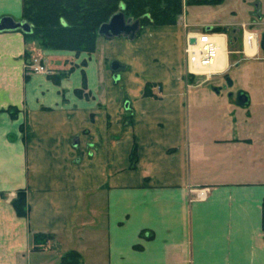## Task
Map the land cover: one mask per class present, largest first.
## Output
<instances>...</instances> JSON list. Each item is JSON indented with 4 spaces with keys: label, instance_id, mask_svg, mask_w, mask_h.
Listing matches in <instances>:
<instances>
[{
    "label": "crops",
    "instance_id": "crops-1",
    "mask_svg": "<svg viewBox=\"0 0 264 264\" xmlns=\"http://www.w3.org/2000/svg\"><path fill=\"white\" fill-rule=\"evenodd\" d=\"M23 1L0 0V20L24 21ZM188 8L185 37L150 26L136 41L100 38L101 55L85 68L91 101L73 94L82 73L78 59L69 66L72 54L48 57L23 32H0V264H63L71 252L80 264H264V67L246 73L250 94L239 92L249 97L246 118L233 108L244 107L239 93L216 92L221 80L203 84L228 108L215 115L217 127L187 105V89L199 87L138 75L159 50L182 51L187 34L252 24L260 37L264 19L224 21ZM133 49L130 58L117 54ZM38 55L50 61L44 72H33ZM248 59L264 63L260 47ZM102 60L130 76L101 80ZM70 68L59 84L49 79ZM148 83L153 96L144 95ZM20 191L25 217L12 205ZM35 235L51 238L35 244Z\"/></svg>",
    "mask_w": 264,
    "mask_h": 264
},
{
    "label": "rangeland",
    "instance_id": "rangeland-1",
    "mask_svg": "<svg viewBox=\"0 0 264 264\" xmlns=\"http://www.w3.org/2000/svg\"><path fill=\"white\" fill-rule=\"evenodd\" d=\"M191 0H182L183 2V12L181 15H179L176 19V23L174 25H167V26H157V27H167L170 28L173 32L184 33L187 29V21H186V14H185V6L189 5L188 11L189 13L193 14H205L206 16H215L221 20H227V21H253L254 19H258V16L264 19V0H224L222 5L226 3L219 11L216 12V10L212 9H206L203 10L201 5H195L191 6L189 4ZM226 1V2H225ZM220 5V4H219ZM191 6V7H190ZM212 6V5H211ZM199 17V16H198ZM202 19L201 17H199ZM260 18V19H261ZM150 27V26H147ZM145 27V28H147ZM145 28L143 30H145ZM226 36L228 38V62L230 64L229 69L224 74L215 75L212 77V80L206 81L204 76H194V75H188L186 71L185 66V57L183 54V50H159V52L156 55H153V57H156V62L152 63L145 71L144 73H139V77L144 78H153L154 75H158L159 78L166 77L167 75H170L168 78L172 79H183L189 81V85L192 87H199L197 89H187V105L190 108L191 112L193 113V116L197 118H201V123L204 126L207 127H217L216 126V114H221L222 112H227V107L225 106V101H223V97H217L212 92H208V95H206L205 92L206 86H203V84H209L213 82H220V80L223 81V78L227 75L230 77V79L233 82V85L231 87L226 88L228 91L231 92L233 95H237L240 91H246L250 94V88H248V77L246 73L248 74L253 68H260L264 67L263 62H251V64L247 63L249 59L245 57L242 50V31L240 26L234 27V29H226ZM143 32V31H142ZM140 33L139 36L136 37V40H138L142 34ZM260 34V33H259ZM186 33H184L185 37ZM262 36V35H261ZM102 37H98L96 42V48L93 53H88L84 51L74 52V51H68V50H51V49H43L41 48L38 41L33 40L31 43L35 46L32 50H41L48 52V57L51 56H58L57 54H72L71 59L72 62L69 66L72 65L73 62H75V59H78L80 63H77V67L81 69V79H82V85L80 88H77L74 90L73 94L81 99V100H87L91 101L94 100L92 91L89 90L87 85V75L85 72V68H87L89 61L92 60V55H94L96 52V55H101L99 51L97 50V44L98 40ZM122 38V37H121ZM117 39V38H115ZM103 40V39H102ZM184 47V46H183ZM136 51V50H135ZM118 55H120V58L125 59L126 57L133 56L134 55V49L133 50H119L117 52ZM74 56V57H73ZM260 56L264 58V52L260 48ZM76 57V58H75ZM32 64L33 66L42 65L43 63L46 64L45 61L50 62L47 60L44 56L38 55L32 57ZM54 59V58H52ZM115 60H102V65L100 66V69L98 71L99 78L101 80H110V76H112V81L115 84H119L121 81L122 76L129 77L130 74H126L127 70L120 71L119 72V80L114 81L113 79V73L111 72V63ZM120 63V62H119ZM237 64H241L242 66L237 68ZM259 69V70H260ZM74 71V69L70 68L67 71L59 72V74L55 73L54 75L50 76L49 79L52 80L54 83L59 84V81L63 79H67L70 74ZM33 72H35L33 67ZM236 73V74H235ZM153 84V83H148ZM147 85V84H146ZM154 85V84H153ZM201 86V87H200ZM155 87V86H154ZM151 88V91H153V88ZM118 88V87H116ZM219 90H225L224 86H219L217 88V91ZM153 93V92H152ZM63 97L66 95L65 92L62 93ZM227 98V97H226ZM235 110L240 112L244 118L248 117L249 108L250 106H244L239 107L236 104L234 105ZM215 121V122H214ZM214 122V123H213ZM213 123V124H212Z\"/></svg>",
    "mask_w": 264,
    "mask_h": 264
},
{
    "label": "trees",
    "instance_id": "trees-1",
    "mask_svg": "<svg viewBox=\"0 0 264 264\" xmlns=\"http://www.w3.org/2000/svg\"><path fill=\"white\" fill-rule=\"evenodd\" d=\"M224 0H191L190 5H219ZM123 7L127 19L139 23L137 36L147 26L174 25L183 12L182 0H24L22 17L32 28V34H25V40H36L41 48L47 50H70L93 53L98 39V30L107 23L112 15ZM215 33H226L225 28L212 29ZM153 84L145 86L144 95L153 96ZM13 116L18 113L12 109ZM132 167L137 161V147L131 152ZM17 215L28 214L26 193L20 191L12 203ZM264 230V202H263ZM50 239L45 235H35V244L40 239ZM36 250V248H34ZM63 264H80L79 254L71 252Z\"/></svg>",
    "mask_w": 264,
    "mask_h": 264
},
{
    "label": "built area",
    "instance_id": "built-area-1",
    "mask_svg": "<svg viewBox=\"0 0 264 264\" xmlns=\"http://www.w3.org/2000/svg\"><path fill=\"white\" fill-rule=\"evenodd\" d=\"M251 25H241L242 50L247 58L254 57L259 47V34L253 28V25ZM191 39H195L196 43L191 44ZM247 43L249 46H255L256 51L251 56L247 54ZM222 52H226L228 55V38L225 33H215L211 30H205L196 34H187L183 47L187 74L204 76L207 82L212 80L213 76L222 74V70L215 71V64ZM33 67L36 72L45 71L42 65ZM197 199H205V194L200 192Z\"/></svg>",
    "mask_w": 264,
    "mask_h": 264
},
{
    "label": "water",
    "instance_id": "water-1",
    "mask_svg": "<svg viewBox=\"0 0 264 264\" xmlns=\"http://www.w3.org/2000/svg\"><path fill=\"white\" fill-rule=\"evenodd\" d=\"M123 7L117 13L111 16L109 21L100 26L98 30V36L112 40L115 38H127L129 41H134L140 30L139 23L133 21L132 19H127L122 12ZM208 31L210 30L207 29ZM11 31H21L24 34H32L33 28L26 21H15L12 17H4L0 20V32H11ZM191 44H195V39H191ZM260 48L264 52V34L261 36ZM125 66H123L118 61H113L111 63V72L113 73L114 81L119 80V72L124 71ZM227 86L231 87L233 85L230 77L226 78ZM218 92L217 90H215ZM238 104L240 106H245L249 102V97L245 92H241L237 98Z\"/></svg>",
    "mask_w": 264,
    "mask_h": 264
},
{
    "label": "bare ground",
    "instance_id": "bare-ground-1",
    "mask_svg": "<svg viewBox=\"0 0 264 264\" xmlns=\"http://www.w3.org/2000/svg\"><path fill=\"white\" fill-rule=\"evenodd\" d=\"M248 45V43H247ZM255 46H247V54L249 56L253 55L255 53ZM228 62V55L226 52H222L215 64V71H221L226 68Z\"/></svg>",
    "mask_w": 264,
    "mask_h": 264
},
{
    "label": "flooded vegetation",
    "instance_id": "flooded-vegetation-1",
    "mask_svg": "<svg viewBox=\"0 0 264 264\" xmlns=\"http://www.w3.org/2000/svg\"><path fill=\"white\" fill-rule=\"evenodd\" d=\"M228 76L226 75L224 78H223V81H224V88L226 89V88H228V86H227V82H226V78H227Z\"/></svg>",
    "mask_w": 264,
    "mask_h": 264
}]
</instances>
